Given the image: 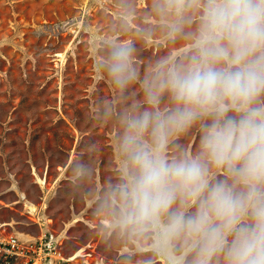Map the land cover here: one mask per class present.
<instances>
[{
    "label": "clouds",
    "instance_id": "1",
    "mask_svg": "<svg viewBox=\"0 0 264 264\" xmlns=\"http://www.w3.org/2000/svg\"><path fill=\"white\" fill-rule=\"evenodd\" d=\"M115 8L92 61L118 166L89 194L100 235L136 264H264V0ZM137 40L168 52L142 64Z\"/></svg>",
    "mask_w": 264,
    "mask_h": 264
},
{
    "label": "rangeland",
    "instance_id": "2",
    "mask_svg": "<svg viewBox=\"0 0 264 264\" xmlns=\"http://www.w3.org/2000/svg\"><path fill=\"white\" fill-rule=\"evenodd\" d=\"M115 2L0 0V223L20 237L54 232L65 254L93 245L109 264H136L100 235L89 195L117 178L112 129L93 119L112 91L92 64ZM137 49L145 65L168 52L139 40ZM78 161L89 179L74 176Z\"/></svg>",
    "mask_w": 264,
    "mask_h": 264
},
{
    "label": "built area",
    "instance_id": "3",
    "mask_svg": "<svg viewBox=\"0 0 264 264\" xmlns=\"http://www.w3.org/2000/svg\"><path fill=\"white\" fill-rule=\"evenodd\" d=\"M8 227L0 223V264H109L93 245L65 254L63 242L54 232L45 231L36 238L20 237Z\"/></svg>",
    "mask_w": 264,
    "mask_h": 264
},
{
    "label": "bare ground",
    "instance_id": "4",
    "mask_svg": "<svg viewBox=\"0 0 264 264\" xmlns=\"http://www.w3.org/2000/svg\"><path fill=\"white\" fill-rule=\"evenodd\" d=\"M38 181H39L41 184L43 183L42 179H38ZM30 212H31V213H34V212H35V208H34V207H30Z\"/></svg>",
    "mask_w": 264,
    "mask_h": 264
},
{
    "label": "crops",
    "instance_id": "5",
    "mask_svg": "<svg viewBox=\"0 0 264 264\" xmlns=\"http://www.w3.org/2000/svg\"><path fill=\"white\" fill-rule=\"evenodd\" d=\"M21 235H23V234H21Z\"/></svg>",
    "mask_w": 264,
    "mask_h": 264
}]
</instances>
